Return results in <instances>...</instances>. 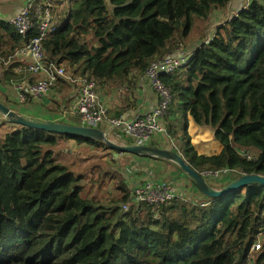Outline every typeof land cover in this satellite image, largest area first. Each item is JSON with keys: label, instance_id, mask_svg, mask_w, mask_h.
Instances as JSON below:
<instances>
[{"label": "trees", "instance_id": "16d2710c", "mask_svg": "<svg viewBox=\"0 0 264 264\" xmlns=\"http://www.w3.org/2000/svg\"><path fill=\"white\" fill-rule=\"evenodd\" d=\"M229 1L51 0L60 24L43 41L44 59L99 86L130 85L186 44L194 17L209 19ZM245 4L196 45L185 67L160 75L171 97L166 134L199 175L231 172L217 190L242 176L264 177V0ZM12 32L8 51L0 43L4 60L29 41ZM16 65L0 62V84L17 77ZM189 118L214 129L219 154H197ZM1 122L0 264H264V241L251 250L264 232V186L207 198L204 207L176 198L156 210L140 204L122 211L130 194L122 175L109 177L118 180L117 194L103 203L86 190L88 177L58 157L61 144L73 142L113 158L108 145Z\"/></svg>", "mask_w": 264, "mask_h": 264}, {"label": "built area", "instance_id": "2783aa9c", "mask_svg": "<svg viewBox=\"0 0 264 264\" xmlns=\"http://www.w3.org/2000/svg\"><path fill=\"white\" fill-rule=\"evenodd\" d=\"M9 22L19 37L22 39L29 37V41L24 42L7 60L0 57V62L6 65L10 60L18 57L27 62L23 67L17 66L15 68L17 73L24 72L28 73V76H38V79L33 82L22 81L17 84L16 100L19 104L47 95L57 85V81L62 79L69 85L77 87L74 102L67 106V112H61L63 118L66 114L75 116L79 125L94 129L100 128L102 124H105L106 129H103L105 134L117 135L124 141H128L130 145L147 146L154 136L166 133L163 120L168 113L171 97L169 89L160 81V75H172L185 67L190 61L189 53L178 48L174 53L154 60L149 65L144 75L158 94L157 106L151 112L137 115L131 120L112 118L108 116L107 108L99 97V85L97 83L85 77H75L68 74L62 64L57 65L45 61L43 41L58 29L53 15L51 0H27L20 12ZM207 41L209 39L205 43ZM246 158L250 159V156L246 155ZM230 173L227 170H222L213 173L205 172L201 176L223 181L222 179ZM176 198L186 200L177 195L175 187L170 183L146 180L130 190L128 200L123 205V209L127 210L129 207L147 204L153 210H156ZM206 205V202L201 203L202 207ZM263 241L264 232L262 231L257 235L251 250L254 252L259 251Z\"/></svg>", "mask_w": 264, "mask_h": 264}, {"label": "crops", "instance_id": "0c3cea01", "mask_svg": "<svg viewBox=\"0 0 264 264\" xmlns=\"http://www.w3.org/2000/svg\"><path fill=\"white\" fill-rule=\"evenodd\" d=\"M26 2L27 0H0V43L7 51L9 50L11 44L8 34L14 31L9 25V21L20 12ZM6 37L8 38V43L3 44L5 41L4 38ZM205 41V39H202L194 42L190 44V47L186 46L184 51L191 54L196 45ZM13 60L17 63L15 68L17 66L23 67V65L27 62L18 57ZM15 68L14 73H16L17 77L11 79L10 82L8 81L5 84H0V93L4 97V100L0 99L2 103L5 102L11 110L29 119L55 122L60 121L64 124L79 125L78 119L75 116L66 114L63 118L61 114L62 111L67 112V106L74 102L77 94L76 86L68 85L64 80H59L57 85L47 95L30 99L25 105L19 104L16 100L17 84L22 81L33 82L38 79V76H28V73L24 72L19 74L15 71ZM98 93L100 99L107 108L108 116L112 118L131 120L137 115L151 112V110L155 108L158 103V94L152 88L145 75H137L132 79L130 85L98 86ZM57 105H59L58 108H56ZM1 121L2 117L0 116V127L2 125ZM191 125H193V121L189 122L188 128ZM4 128L5 127H2V129H0L2 135L6 132ZM100 128L106 129V125L102 124ZM150 142H155L154 147L158 148L168 145L166 137L162 135L154 136L148 142L147 146ZM192 146L194 147V145ZM221 149V145L217 143L215 153L207 154L205 156L217 155L220 153ZM197 154L203 155L199 153ZM123 156L127 157L124 159ZM123 156L120 158L124 162L125 169L118 163L121 169H123L119 173L123 176L124 182L128 186L129 190L146 180L164 181L175 187L176 193L179 197H183L191 202H207V198L200 194V192L191 184L189 179L175 166L174 163L165 160H155L146 156H134L130 154ZM206 182L211 188L217 190L221 180L206 178Z\"/></svg>", "mask_w": 264, "mask_h": 264}, {"label": "rangeland", "instance_id": "374dc122", "mask_svg": "<svg viewBox=\"0 0 264 264\" xmlns=\"http://www.w3.org/2000/svg\"><path fill=\"white\" fill-rule=\"evenodd\" d=\"M245 1L247 2V0H230L228 3V7L226 9L214 12L210 16V18L206 20H202L194 17L193 27L188 37L184 41V43L186 44L180 45L179 48L184 50L186 46L190 47V44L194 42L200 41L202 39L207 40L209 38H212L216 27L221 23H223L225 20H228V18L233 14H235L237 11L242 9ZM63 3L65 5V1H63ZM59 24L60 23H57V25ZM87 41L91 45L95 43V41L90 37L87 38ZM64 67H66L68 74H73L72 73L73 69L69 68L67 65H65ZM0 99L4 100V97L1 95V93H0ZM27 103L28 102L24 103V105ZM190 121L192 122L193 120L189 119V122ZM163 123L165 126L166 125L165 119L163 120ZM193 125L189 126L188 133L190 136L191 144L194 145V148L197 151V153L203 155L215 153L217 143L214 141L213 138L214 129L210 127L198 126L194 123V121H193ZM1 135L2 133L0 132V136ZM162 136L166 137L168 145H164L163 147H159V148L169 149L179 154V152L177 151V147H173V145L177 146V142L171 141L166 133L162 134ZM106 139L117 145H127V143L123 139H121L119 136L114 134H106ZM154 144L155 142H150L148 146L153 148H158V147H154ZM58 151L62 152L58 154L60 163L69 165L73 170L81 171L88 177L87 180L83 179L86 190L89 189L91 195L95 196V198L98 201L100 199L103 203H106L116 196L117 191L115 190L112 183H115L118 180L117 178H114L112 181H110L109 177H112L113 175L116 176L121 175L119 172H121L123 169H121L118 163L121 166H123V168L125 169L124 162L121 160L120 157H122L123 155H127L126 153L118 154L117 158L113 155L112 158L111 156H107L106 154L107 152L99 151V150L97 151L92 147L77 145L74 144L73 142L61 144ZM100 155H104V156L101 157ZM126 157L127 156H123L124 159ZM89 178L90 180L94 181V184L93 182L89 184L87 183L89 181ZM97 178L103 179L102 185H99L97 182H95ZM120 207L123 211L124 210L123 206L120 205ZM250 259L252 260L255 259V253L252 251L250 253Z\"/></svg>", "mask_w": 264, "mask_h": 264}, {"label": "water", "instance_id": "95a60500", "mask_svg": "<svg viewBox=\"0 0 264 264\" xmlns=\"http://www.w3.org/2000/svg\"><path fill=\"white\" fill-rule=\"evenodd\" d=\"M108 1V0H106ZM0 116L2 120L13 124H18L28 128H32L39 131H44L51 134H58L70 137H78L84 139H90L95 141H101L108 145L114 152L112 153L115 157L118 154L127 153L134 156H146L151 158H159L165 161L174 163L180 171L189 179L191 184L200 192L203 197L215 198L223 196L231 191L244 187L257 184L264 186V177L261 176H242L237 180L231 182L228 186L216 190L211 188L206 178L195 172L183 159L182 157L169 149L153 148L150 146H137V145H117L106 139V134L101 128H88L81 125H69L59 123L55 121H42L36 119L26 118L17 112L10 109V107L0 101Z\"/></svg>", "mask_w": 264, "mask_h": 264}]
</instances>
